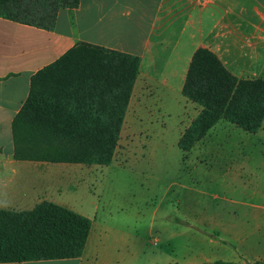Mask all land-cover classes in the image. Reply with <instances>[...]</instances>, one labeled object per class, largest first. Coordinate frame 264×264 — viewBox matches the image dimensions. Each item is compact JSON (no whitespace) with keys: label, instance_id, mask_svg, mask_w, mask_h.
I'll use <instances>...</instances> for the list:
<instances>
[{"label":"crops","instance_id":"1","mask_svg":"<svg viewBox=\"0 0 264 264\" xmlns=\"http://www.w3.org/2000/svg\"><path fill=\"white\" fill-rule=\"evenodd\" d=\"M81 43L139 58L120 134L127 139L129 154L136 144L147 147L152 142L180 148L182 136L202 110L184 95L199 49L212 52L239 79L264 76V0H80L74 9L59 10L52 29L0 16V210L27 211L47 201L92 220L79 258L0 264H97L111 255L117 240L118 222H108L109 215L99 222L98 203L79 191L89 188L101 165L14 157L12 123L29 97L32 77ZM73 100L94 102L90 97ZM261 134L264 122L256 133H248L221 120L192 148L196 158L189 163L206 170L207 178H223L237 190L241 166L247 161L242 154L254 147L252 135ZM141 136L159 139L136 140ZM195 175L204 173L196 170ZM173 186L190 191L176 200L183 205L176 212L187 227L170 234L174 264L224 261L230 248L238 260L229 262L264 261V206L241 204L243 209H235L239 203L229 200L232 207L218 205L212 210L205 203L210 192L179 182ZM229 241L234 242L232 247Z\"/></svg>","mask_w":264,"mask_h":264},{"label":"trees","instance_id":"2","mask_svg":"<svg viewBox=\"0 0 264 264\" xmlns=\"http://www.w3.org/2000/svg\"><path fill=\"white\" fill-rule=\"evenodd\" d=\"M80 0H0V16L52 29L62 8ZM76 84L51 88L48 75L76 52ZM89 51V54L87 52ZM139 58L81 43L32 77L31 92L13 119L14 157L53 163L109 165L121 138ZM184 95L202 110L180 140L184 159L219 121L256 133L264 122V78L231 75L207 49L192 60ZM62 96L90 97L71 106ZM92 220L44 201L27 211L0 210V263L72 259L83 255ZM178 264V263H175ZM213 264H240L218 260Z\"/></svg>","mask_w":264,"mask_h":264},{"label":"rangeland","instance_id":"3","mask_svg":"<svg viewBox=\"0 0 264 264\" xmlns=\"http://www.w3.org/2000/svg\"><path fill=\"white\" fill-rule=\"evenodd\" d=\"M80 52L83 51L76 52L69 58L70 62L65 61L52 70L48 75L52 82L51 88L61 89L63 83L69 84V87L76 84L77 74L71 71L86 63V58ZM62 97L71 106L78 104L74 102L73 96ZM137 138L142 141L147 138L159 139L146 136ZM251 145L254 147L242 154L247 156V161L241 166V175L236 182L238 189L233 190L230 184L224 183L223 178H207L206 170L194 169L190 165L189 162L196 158V152H189L188 158L184 159L178 146L156 145L152 142L147 147L136 144L129 154L127 139L121 137L112 164L99 168L89 188L79 190L84 197H90L98 203L99 222H104L108 215L112 216L108 222H118L119 233L112 244L111 255L97 264H105L107 260L106 264H174L176 253L168 245L170 234L173 230L187 227L176 212L183 205H177L176 200L190 192L181 186H173L176 182L190 185L195 191L210 192V195L205 196V203L212 210L218 205L232 207L229 200L239 203L235 209H243L241 204L264 206V135H252ZM219 159L225 162L224 158ZM196 170L204 175L197 178ZM192 194L202 198V195ZM209 234L222 241L216 232ZM228 244L232 247L234 242L229 241ZM222 258L224 261L238 260L234 248H230ZM214 262L205 260L206 264ZM244 264H264V261Z\"/></svg>","mask_w":264,"mask_h":264}]
</instances>
